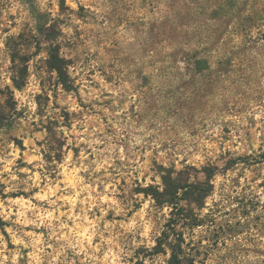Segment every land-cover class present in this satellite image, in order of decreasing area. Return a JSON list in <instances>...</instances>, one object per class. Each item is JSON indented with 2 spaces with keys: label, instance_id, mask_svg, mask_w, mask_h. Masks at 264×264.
I'll return each instance as SVG.
<instances>
[{
  "label": "rangeland",
  "instance_id": "rangeland-1",
  "mask_svg": "<svg viewBox=\"0 0 264 264\" xmlns=\"http://www.w3.org/2000/svg\"><path fill=\"white\" fill-rule=\"evenodd\" d=\"M0 217V264H264V0H0Z\"/></svg>",
  "mask_w": 264,
  "mask_h": 264
},
{
  "label": "trees",
  "instance_id": "trees-1",
  "mask_svg": "<svg viewBox=\"0 0 264 264\" xmlns=\"http://www.w3.org/2000/svg\"><path fill=\"white\" fill-rule=\"evenodd\" d=\"M50 67L56 71L58 74L59 80L63 85L67 88H70V77L67 69V61L64 57H62L56 49L51 48L50 49V55L48 59ZM14 81L17 86H21L18 83L17 77L14 78ZM50 157V155H48ZM52 158V157H50ZM213 175L212 171L208 172V178ZM180 178H175L172 175L171 170H167V172L163 175V183L165 184L164 188L160 190L158 187H154L153 185L149 186L145 189V192L147 194H151L153 198L159 203V204H166L169 203L170 205H173V207H177L179 205L178 201H176L175 197L178 196V193L181 189H183V193L185 194V197L183 198H191L194 197V195L202 194V196L208 195L210 190L209 189H203L199 186H191V185H182L181 183H188L181 181ZM208 183L210 181L208 180ZM188 193L190 196H188ZM0 225H3V220L0 217ZM165 244L164 239L161 238L158 241L157 245V252L163 251V245ZM182 253V245L181 243H178L177 247L173 251V260H175V264H184L183 258L180 257V254ZM191 264V263H189Z\"/></svg>",
  "mask_w": 264,
  "mask_h": 264
}]
</instances>
